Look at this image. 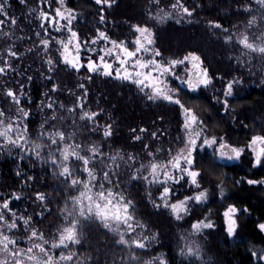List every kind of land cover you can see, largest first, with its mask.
Listing matches in <instances>:
<instances>
[{"label": "trees", "instance_id": "obj_1", "mask_svg": "<svg viewBox=\"0 0 264 264\" xmlns=\"http://www.w3.org/2000/svg\"><path fill=\"white\" fill-rule=\"evenodd\" d=\"M66 3L78 13L74 24L81 40L91 39L99 28L106 31L111 39L130 42L134 38L131 25L147 24L155 33L154 47L162 52L164 58H183L188 52H195L200 56L203 67L209 70L213 78L212 84L196 93L182 91L179 98L186 107L192 108L204 119L209 136H223L228 143L244 147L253 135L264 134V57L258 53H248L247 49L236 43L238 33L246 32L257 43L259 41L256 37H264V23L259 21L261 12L255 0H180V3L193 10V15L187 17L174 14L172 19L164 23H156L149 16L155 17L160 10L171 12V5L177 3V0H159V3L157 0H115L111 7L96 5L94 0H66ZM10 5L9 15L16 18L17 24L15 27L9 24L0 29V32H11L10 38L0 34V60L6 57L9 46L14 47L19 58L13 62V67L19 74L9 72L0 76V108L15 122V106L3 95L6 91L3 86L6 84L8 88L19 92V85L23 83L25 96H30L32 102L24 99L22 107L32 114L26 121L29 129L26 138L30 142L26 149L21 151L13 148L11 152L0 149V197L6 198L7 194L13 192L20 195L22 199L11 203L12 209L18 214L33 216L31 227L44 233L45 239L51 243L56 238L57 226L64 222L60 210L65 206L72 208L70 197L79 195L82 185L69 190L67 184L61 183L63 178L58 179L52 175L58 169L41 163L27 149L34 144L43 145L41 154L47 160L50 150L48 132L60 130L66 136L75 133L65 144L82 145V155L88 154L86 149L90 144L100 147L105 157L119 152L124 161H127L129 154H136L137 160L132 167H128V164H133L132 161H117L120 167L113 169L111 161L107 159V168L103 164H96L94 167L99 176H102L104 170L119 173L118 183L122 187L116 191L133 201L135 219L145 226L137 228L132 234L133 238L156 237L145 250H129L114 243L118 239L115 233L89 221L80 229L81 244L72 245L66 250H52L54 254L58 257L61 251L65 255L68 252L77 253V258L71 264H83L86 257H91L88 264H121L122 258L124 264H128V259L133 254L139 258V264L161 254L168 264H257L251 257V252L264 249V232L257 228L258 224L264 223V183L250 185L247 180L264 181V166L253 167L252 156L247 150L239 161L224 160L215 164L209 156L199 153L195 169L201 172L198 177L200 190L208 191V199L199 205L190 203L189 214L177 221L170 210L163 207V201L158 199L162 191L158 185H149L143 179L132 181L130 178L136 174L141 163L147 165L151 159L146 156L144 144L150 145V151L162 150L157 153V159L161 163L167 162L169 147L177 149L180 146L176 142V137L181 135L179 125L183 119L179 106L162 100L148 101L135 85L114 77L91 74L92 79L89 80L87 77L90 74L85 69L77 73L71 68L60 67L54 73H49L47 65L43 63L47 56L39 48V40L45 37L43 33L39 38L35 34L40 31L37 17L40 9L54 11L58 5L52 0H25L24 5L19 0H10ZM246 7L252 11L245 13L243 9ZM101 8L105 15L103 24L99 23ZM253 16L258 18L257 24L246 29L247 20ZM177 19L181 22L176 23ZM209 22L220 23L222 27L215 29ZM224 28H228L230 32L225 34ZM51 35L56 39L61 38L55 32H51ZM226 35L232 36L230 43L225 42ZM98 46L105 47V44L100 42ZM49 55H56L54 43ZM180 71H184L183 66ZM28 76L33 77L32 81L27 80ZM49 76L51 81L48 80ZM233 78L241 79L242 84L237 85L234 96L229 97V110L226 113L214 98L218 96L223 99L224 85ZM53 84L57 85L56 93L50 92ZM80 84L84 85V89L79 87ZM176 86L172 84L173 88ZM43 93H48L56 102L54 111H41L38 107L42 100L44 104L49 102L44 99ZM77 97H83V111L101 113L97 120L81 121L80 109L75 113L67 111L77 103ZM60 104L64 108H60ZM53 115L58 119L45 126V136L41 137L40 125ZM59 117L65 119L61 120ZM73 121L76 122L75 126ZM95 123L100 125V129L95 134L88 135V129ZM105 125L112 126L113 135L109 138L102 135ZM141 128L147 131L141 133ZM133 129L136 130L135 133ZM152 132L158 134L155 139L151 136ZM133 135L141 136L142 139L134 141ZM59 147L63 148L64 144ZM51 150L55 152V146ZM56 155L59 157L58 152ZM21 156L25 158L21 159ZM69 166L79 169L81 163L70 157ZM17 171L23 174L18 177ZM29 176L33 179L28 180ZM76 178L85 181L88 179L83 173H77ZM111 179L114 183L117 182L116 175ZM218 186L224 189L223 197ZM36 191L47 193L50 201L43 206L50 211L44 212L42 216L39 215L42 208L32 200ZM195 191L196 188L190 186L185 179L173 188L174 197L171 202L193 195ZM156 203L161 207H155ZM230 204L241 210L236 215L237 229L231 237L225 231L222 215ZM245 208L247 212L243 211ZM204 219L211 220L214 227L192 234V223ZM23 227L21 223L20 231L14 234L21 237L20 246L26 248L28 244L24 242L26 234ZM186 242L199 246V257L180 255ZM46 247H50V244ZM132 264L137 262L133 261Z\"/></svg>", "mask_w": 264, "mask_h": 264}, {"label": "snow or ice", "instance_id": "obj_2", "mask_svg": "<svg viewBox=\"0 0 264 264\" xmlns=\"http://www.w3.org/2000/svg\"><path fill=\"white\" fill-rule=\"evenodd\" d=\"M20 4L24 5L25 0H19ZM58 6L54 11L39 10L37 20L39 21V29L35 34L39 38L41 33L45 38L39 40V48H42L47 59L43 61L47 65V71L54 73L60 67L71 68L79 73L85 69L90 75L87 79H92L91 74H99L106 77H114L116 79L127 81L135 85L137 89L144 94L148 101L155 102L157 100L166 101L170 104L179 106L182 116V123L179 125L181 135L176 137V142L180 145L177 149L169 147L167 150V162L161 163L157 159V153L162 150L157 149L156 152L150 151V145L144 144L146 156L151 158L147 165L141 163L140 167L136 169V174L131 176L132 181L143 179L149 185H158L162 191L160 192L159 200L163 201V207L169 209L171 215L180 221L184 216L189 214V204H202L208 199V191L200 190L201 185L198 182V177L201 172L195 169L196 158L199 153L203 152L205 156H209L215 164L217 161H239L242 154L247 150L252 156V166H264V134L253 135L244 147L232 145L227 142L223 136H216L207 134V127L204 119L192 108L186 107L182 103L180 94L182 91L187 93H196L201 89H206L212 84L213 78L209 74V70L203 67V61L195 52H188L183 58H164L162 52L154 47L155 33L147 24L131 25L134 38L129 42L128 40H114L108 35L106 31L96 29V34L91 39H80V33L76 30L74 22L78 19V13L74 9L67 6L66 0H52ZM96 5H107L111 7L115 0H94ZM259 6L261 15L259 21L264 23V0H255ZM159 3V0H157ZM10 0H0V29L6 25L15 27L17 20L15 17L9 15ZM51 8V3H49ZM171 12L160 10L158 14L149 19L155 20L156 23H164L173 18L174 14L180 16L191 17L193 10H190L184 4L177 0V3L171 5ZM245 13L252 11L251 8H244ZM258 18L253 16L248 19L245 28H251L257 24ZM105 22L104 9L99 10V23ZM180 19L176 23H180ZM210 26L215 29H221L220 23L209 22ZM60 34L61 38L56 39L51 35V32ZM223 32L228 34L230 30L224 28ZM5 37L11 36V32H0ZM259 43L250 39L249 35L245 33H238L236 43L248 50V53H258L264 57V37H256ZM232 41L231 35H226L225 42ZM104 42L105 47H99V43ZM53 43L56 45V55H49ZM96 46V47H94ZM38 48V50H39ZM32 51V49H29ZM19 58L18 51L14 47L9 46L6 50V57L0 60V76L6 75L9 72L18 73V70L13 67V62ZM181 66L184 71L181 72ZM33 77L28 76L27 80L32 81ZM51 81V76L48 77ZM172 84H176L175 88ZM242 84L239 78L229 80L223 89V99L215 97V102L222 106V109L227 113L229 110V97L234 96V89L237 85ZM6 88L3 95L10 99L11 104L15 106L16 118L15 122L10 117L6 116L5 110L0 108V149H7L9 152L13 148H18L21 151L26 149L30 143L26 138L29 129L26 121L31 116L30 110H25L22 107L24 99L31 103L30 96L26 97L24 88L25 85L20 83L19 92ZM79 87L84 89V85ZM58 91L57 85L53 84L50 89L51 93ZM44 99L49 102L44 104L43 100L38 106L41 111H54L56 102L51 99L48 93L42 94ZM84 96H87V91H84ZM64 108L63 104L59 105ZM84 103L83 97H77V103L73 107L68 108L69 113H75L77 109L81 110L79 119L85 122H92L97 120L101 113L85 112L83 111ZM8 111H11L9 109ZM58 119L53 115L40 125V136L44 137L43 131L45 126ZM63 120L64 117H59ZM73 121V126H75ZM55 127V126H54ZM100 129L98 123L92 124L88 129L87 134H95ZM135 133V129L132 130ZM141 133H145L147 129H139ZM75 133L66 136L63 131L54 130L47 133V139L50 141L48 159L45 160L41 154L43 145L34 144L28 152L34 153L35 158L41 163L50 164L58 171L52 173L56 178H63L61 183L67 184L69 190H75L82 185V190L77 196H71L72 208L67 206L61 209L63 214V224L58 225L56 229V238L49 242L45 239L44 233L38 232L37 229L31 227L33 216L18 214L13 210L11 203L19 201L22 197L16 193L7 194V197H0V264H71L74 258H77V253L68 252L67 255L61 251L57 257L52 250L68 249L72 245L81 244V227L89 221L98 223L109 232L115 233L118 239L114 241L116 245L124 246L129 250L141 249L145 250L155 236H143L133 238L132 234L136 232L137 228H144L135 219L134 210L135 205L132 200L128 199L122 192L116 191L117 188L122 187L119 183V173L117 171L104 170L102 176L97 174L95 169L96 164H103L105 168V159L110 160L113 169H119L120 165L117 161H124V157L117 152L114 155L105 157L102 149L95 144H90L86 149L87 155H82V145L80 144H65L67 139H72ZM104 138H109L113 135L112 126L105 125L102 133ZM157 132H152L151 136L155 139ZM141 136L133 135L134 141H140ZM64 144L63 148L59 145ZM55 146V152L51 149ZM56 152L59 153L57 157ZM73 158L75 161L81 163L79 169H73L69 166V159ZM99 157V159H97ZM21 156V159H24ZM29 158H31L29 156ZM137 160L136 154H129L127 161H132L133 164H128L132 167ZM127 161H124L127 163ZM77 173L86 174L88 179L82 180L76 178ZM143 173H147L143 175ZM23 173L16 172V176H21ZM117 176V182H113L111 177ZM32 180L33 177H28ZM187 179L190 186L196 188L193 195H186L183 199L171 202L174 193L173 188L179 185L182 181ZM240 183V181H236ZM247 183L258 184L264 181H257L249 179ZM111 185V187H107ZM98 186V187H97ZM220 188L221 197L224 196V189ZM151 198V193H149ZM36 206L41 207L44 212L50 211L43 207L50 203L48 194L36 191L32 198ZM67 205V201L65 202ZM155 207L159 208L161 205L156 203ZM27 210L25 209V212ZM241 210L235 205H228L223 212L224 227L229 237L233 236L237 229L236 215ZM244 212L248 210L243 209ZM10 217V219H9ZM23 224V232L26 234L24 242L28 247H21V237L14 234L20 231V225ZM214 223L211 220H196L191 225L192 234L200 233L204 229H212ZM260 232H264V223L257 225ZM30 229V232H29ZM128 237V238H126ZM36 241H40L37 243ZM50 247H46L49 245ZM186 249V250H185ZM200 248L198 245L192 246L186 242L185 248L181 249V256H197L199 257ZM251 257L257 261V264H264V249L259 251H252ZM91 257H86L83 264H88ZM135 261L139 264V258L134 254L128 259V264ZM121 264H124V258L121 259ZM143 264H168V261L163 258L162 254L146 260Z\"/></svg>", "mask_w": 264, "mask_h": 264}]
</instances>
